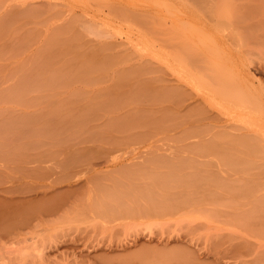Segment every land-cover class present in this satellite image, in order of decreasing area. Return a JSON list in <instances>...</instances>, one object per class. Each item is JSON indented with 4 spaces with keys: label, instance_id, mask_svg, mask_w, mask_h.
Segmentation results:
<instances>
[{
    "label": "rangeland",
    "instance_id": "374dc122",
    "mask_svg": "<svg viewBox=\"0 0 264 264\" xmlns=\"http://www.w3.org/2000/svg\"><path fill=\"white\" fill-rule=\"evenodd\" d=\"M153 1L0 0V264H179L175 261L182 252L188 260L193 255V264H264L263 161L232 164L214 151L174 145L168 102L132 97L144 78L167 74L162 72L168 69L167 35L162 32V40L153 32L159 20L152 23L164 19L167 10ZM124 5L145 12L128 15L130 7ZM75 34L83 46H76ZM103 41L121 42L114 52L104 53L110 54L112 65L81 69L82 53L94 56L86 49ZM50 48L56 62L41 66L42 54ZM145 59L158 74L143 71V76L134 69V63ZM52 75L57 80L47 81ZM171 170L195 180L170 182L166 174ZM94 177L122 180L126 207L94 216L82 206L79 186ZM52 180L56 186H39ZM234 187L240 188L234 192ZM166 193L173 196L168 203ZM186 193L198 196L192 200ZM175 195L180 199L171 209ZM160 202L168 206L159 207ZM251 207L256 213L247 214ZM150 208L156 212L143 216ZM19 209L24 214H11ZM199 223L194 242L183 237ZM21 224L24 230L13 238Z\"/></svg>",
    "mask_w": 264,
    "mask_h": 264
},
{
    "label": "bare ground",
    "instance_id": "6f19581e",
    "mask_svg": "<svg viewBox=\"0 0 264 264\" xmlns=\"http://www.w3.org/2000/svg\"><path fill=\"white\" fill-rule=\"evenodd\" d=\"M154 1L157 4H160V5L163 4V6L165 5L166 6V7L164 6L165 10H167V13H166L167 15L164 17V19L156 18L152 21V23L154 24L156 23L157 20H159L157 21L156 24H154L153 29L155 27L156 28L155 30H153V32L154 31H156V33L158 32L157 34L160 37H162V40L164 38L162 35L163 34L162 32H165L164 35H167V37L165 36V38L167 39H164L163 41L167 42V43L164 42V44L167 45L168 47L167 59H166L168 69L166 70L164 67H162L165 69L162 72L167 71V74L166 76L158 75L159 77H157L156 75L157 78L153 76L151 77L153 80L150 79V77L144 78L142 82H139L137 90H136V92L138 91L137 93H140L139 94L140 97L138 96L136 92H134V95H132V97L136 95V98L138 97L140 99L141 95H144L145 98L147 97V100L150 97L149 98L150 100H152L151 98H154L156 100L165 99V102L166 101L168 102V106H167L168 111H166L168 113H167L166 118L168 117V122H169L168 124L171 127V137L174 138V139L172 138L173 139L172 141L175 142L174 145L181 146V148H184V147L191 148V149L199 148L200 150L202 149L204 151L205 150L214 151L224 156V158L227 159V162L232 163V164H238L241 162L246 163L247 161L252 162V159L253 160L259 159L263 161L261 163L264 164V0H154ZM160 5H157V8ZM126 6L124 5V7ZM132 7L126 9L127 12L126 10L124 11L128 13V15L129 14L133 15L137 11V9L140 8V6L138 8L137 6H134L137 9H131ZM161 9L163 8L161 7ZM132 12L133 14H131ZM139 12H143L144 14L145 11H141L139 9L135 14L137 15L136 17H139ZM143 14L140 13V15H142V17L140 16L141 19L145 18V15ZM72 36H71L72 39L74 38L77 39V40L74 39L73 41L76 40L79 42L77 43L75 41L77 44L76 46H83V41L79 39L80 36H77L76 34H75L76 37H74V35ZM66 41L70 42L71 38L70 37L67 38ZM120 43H114V42L110 43L108 41L107 42L103 41L99 44L97 43V45L94 44V46L90 47V49H86L87 52H90L94 56H86V54L82 53L81 58L85 62H83L82 60L83 63L81 64V69H83L84 71L89 70L96 63H100L103 66L109 65L112 62V57L110 56V54H104V53L112 52V50L114 52V50H116L115 49L116 46L118 48L121 45ZM70 47H71L70 48L71 50L72 48L73 49L75 48L72 46ZM50 49H47L48 51L46 52L44 51V54H42L45 60H43L42 58L41 64L39 62L41 66L44 65L45 67H48L49 65H53L56 62L54 60L55 55H53V49L52 50ZM56 49L58 48L56 47ZM82 49H83V52L85 53V49L84 48ZM80 52L81 51L77 52L78 55H80ZM61 53H58V54L56 53V55L59 56ZM100 53L103 54V56L100 57L99 56ZM37 54L39 55V53ZM97 55L99 56V58H96ZM83 56L86 59L90 57H93V58L85 60ZM142 60L140 61L138 60V62L134 63L137 65V67L136 68L134 67V69H136V71L140 72V74L142 75H143V71H145V73L147 72V75H148V72L152 71L153 68L150 67L151 65L149 66V62L147 59H145L144 61ZM24 62H27V61H24ZM145 62L146 63L148 62V63L145 65L144 64ZM30 65L31 64L29 63V65L27 66H30ZM110 65H112V63ZM110 65L108 67H110ZM136 71L134 70L133 72H136ZM155 73L158 74L157 71ZM129 74H132V73H129ZM29 77H25V79L23 80L24 81L26 80L25 82L28 83L30 82ZM126 77H123V79ZM55 79L57 80L56 76L54 75L46 78L47 81H54ZM141 99H144V97H142ZM159 101L160 100H158V102ZM162 102H159V104L160 103L162 104ZM163 107H165V105ZM187 111H191V114H193V117L195 118L190 119L189 117L191 114H189ZM185 112L189 114L187 115L188 117L186 116ZM162 117L164 118V116ZM158 119H160V117ZM170 144L172 143L170 142ZM49 152L51 153V151ZM51 155L53 154L51 153ZM35 156L36 155H34V157ZM37 157L39 158L38 155ZM43 157L44 158L46 157L47 160H50L47 158V155L45 154ZM37 161L39 162L38 159ZM42 161L44 162V160H41L40 162ZM60 163L63 164V162H60ZM38 166H40V164ZM246 168L247 167H245V169ZM171 171L173 172L172 173L169 172L168 174H166L167 175L166 176L167 179L165 178L166 180H169V181L174 180V182L177 180L178 184L183 182L182 185L190 183V181L192 183L195 180L194 174H193L194 178L190 177L191 175H188L189 177L187 176L188 178H185L186 175H183V177L181 176L183 173L181 175L179 174L180 175L179 177V175L175 173L174 170H171ZM246 172H249V171H246ZM163 175L164 173L162 174V176ZM254 175H255V172H254ZM251 176H253V174ZM251 176L246 177V178L247 179L252 178ZM256 176H254L253 178L254 181L252 180L253 183L254 182L256 183L255 181ZM147 177L150 178V176L148 175ZM152 177L153 176H151V178ZM58 178H55V179H58ZM210 178H207V179H210ZM184 179L186 180V182ZM200 179H201L200 184L204 185V183L202 182L204 179L202 180V177H201L197 180V177H196L197 181H199ZM67 180H69V178ZM55 181H58V180H55ZM218 181L213 184L216 185V183H219ZM49 182L51 183L47 182L48 184L46 183L45 185L44 183L39 186L42 187L44 185V187H53V184H54L53 180ZM60 182L61 181H58L55 183L59 184ZM122 182L123 181L122 180L120 181V179L119 180L113 179V180L108 181L107 179H104L102 177H94V178H88L87 180H85L83 184L79 186L80 188L77 186H72V187L73 189H75V187L77 189L78 188L83 189V197H82V202L80 204L82 206L88 207L92 211L91 212L92 215L100 216L116 208H118L119 210V208H121L122 206H125L126 203L128 202V198L125 197L126 194L124 190H122V187H120ZM161 182L162 181H160V183ZM247 182L246 184H244L246 185V187L247 185L249 186L250 183L253 186L251 179H249L250 183H247ZM149 183L153 185V187H155L154 186L155 184H152L151 182ZM195 184H199V183L196 182ZM226 184L229 185L230 187L231 182L230 183L227 182ZM170 185H173V184H169V186ZM232 185L233 183L231 184V186ZM54 186L56 185L54 184ZM177 187L174 186V188L176 189ZM184 187L185 185L183 186V188ZM195 187H198V185L197 186L195 185ZM146 188L148 189L149 187H146ZM201 188H199V190ZM234 188L237 189L240 187H234ZM241 188H243V185ZM154 189L156 190V187ZM161 189L162 188L160 187V190ZM193 189L191 190L194 191L195 189L194 190ZM230 189L232 190L233 188H230ZM236 189L233 191L234 192L238 191V189L237 190ZM151 190L150 192L153 191ZM183 190L184 189H181V191ZM187 190L188 192L190 191L189 189ZM202 190H200V192ZM212 190H215V188L214 189L212 188ZM233 191L232 192L230 191V192L233 193ZM163 193L164 192H162L161 194ZM212 193L214 194V192ZM180 194L181 193L179 192V195ZM188 194L186 193L185 195H188ZM203 194H207V193H204V190H203ZM152 195L153 194H151L150 197ZM190 195L192 194H189V196ZM147 196H149V194ZM167 196H169V199L167 198L168 201L166 203H168L169 200L173 198L172 195L167 194L165 197ZM194 196H190V197H193L191 198L192 200L196 198L198 195L196 197ZM262 196L263 197H261V199L263 200L262 203L264 204V199H263L264 195ZM190 197H188V199ZM183 198H185V196ZM174 199H175L173 200L174 202L170 203L169 205L170 206L169 208L171 209H174L177 206L176 205L177 203L175 201L176 199H180V198L178 195H175ZM159 204L160 206L157 203L159 207H163L165 209L164 206H166V204H164V206H162L163 204L161 205V202ZM171 204L175 206H172ZM157 205L155 207L158 208ZM151 206L153 207L154 205H151ZM256 208L258 209V207ZM252 209L253 207L249 208V211H247L246 213L248 214L250 211H251L250 213L252 214L256 213L255 212L256 210L253 211ZM260 209L264 210V206H261ZM155 212L156 211L153 212L152 209L150 208V209H147V212H144L142 214L144 216V215H150V213L154 214ZM19 213H20V209L19 211L16 210L15 212H11V214L13 215L16 214V216L24 214L23 212H21L20 214ZM28 222H30V220L27 218V219H24V222L22 223L28 224ZM23 224H21L18 228L14 229V232L12 235L13 238H17L22 233V231L24 230ZM200 224L201 223L194 225L192 227L190 226V228H188L187 231L184 230L185 232H183L182 234H184L185 236L183 237H187L189 241L194 242V239H195L194 232L195 230H197L198 225ZM179 234L181 233H178V235ZM171 235L173 234H170V236ZM216 249L217 248L215 247V250ZM180 250L181 248L177 251H180ZM182 251H186L185 248L184 250L182 249L180 252ZM208 251H209V248H208ZM223 251H225V249ZM187 252H188V249H187ZM213 252L216 253V251H213ZM188 253L190 254V252ZM185 255H187V253L183 254L182 252L181 258L179 256L180 260L178 259V256H177L178 261L176 259L175 262H179V264H183L182 262H185L184 264H187L188 262H190L189 264H193L192 263L194 260L192 259L193 255L190 254L192 258H190L189 260L187 259L189 258L187 257L188 255L187 256ZM182 257H183V260H182ZM262 261H264V258Z\"/></svg>",
    "mask_w": 264,
    "mask_h": 264
}]
</instances>
